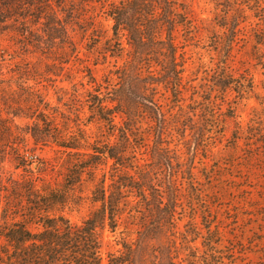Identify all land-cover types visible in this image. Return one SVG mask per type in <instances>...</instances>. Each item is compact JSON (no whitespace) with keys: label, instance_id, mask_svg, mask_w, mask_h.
<instances>
[{"label":"rangeland","instance_id":"374dc122","mask_svg":"<svg viewBox=\"0 0 264 264\" xmlns=\"http://www.w3.org/2000/svg\"><path fill=\"white\" fill-rule=\"evenodd\" d=\"M120 1L124 0H65V7L75 9L67 27L77 53L67 45L60 48L59 38L48 41L39 26L24 28L13 20L1 22L0 111L7 115L21 103L26 105L23 101L33 90L37 98L50 104L49 111L58 123L66 122L75 133L79 123L90 136L89 142L108 141L107 129L96 123L85 126V113L78 122V111L71 104L75 90H91L87 69L103 83L109 76L116 79L115 66L125 63L126 56H111L105 44L113 24L106 12L110 3ZM179 1L187 9L188 22L175 33L177 57L184 71L179 102L164 84L156 85V98L168 115L175 116L164 145L182 164L176 167L180 170L176 176L181 187L179 206L175 227L168 224L163 235L154 234L146 242L148 251L136 264H167L165 258L155 256L157 247L170 245L175 260H184L183 264L192 261L193 252L203 259L195 264H264V0ZM59 57L69 59L63 68L54 60ZM220 75L232 77L236 85L244 84V95L235 85L226 91L214 88ZM15 122L24 127L33 121L15 118ZM141 125L147 145L137 149L138 164L152 170L154 134L148 129L155 122L144 118ZM22 147L28 155L35 154L36 159L30 160L35 161L31 165L34 176L57 187L66 171L65 155L55 145L37 147L32 139ZM45 164L40 173L38 167ZM110 164L101 168L109 173ZM0 167L4 177L13 174L18 178L23 173L15 169L9 153ZM102 173L98 171V178ZM92 188V183L84 182L73 192L72 202L63 212L71 222L82 223L98 208L91 199ZM137 200L130 197L133 205ZM132 204L124 207L115 233L108 227L103 232L105 262L108 252L121 248L118 241H135L137 231L150 222L151 213Z\"/></svg>","mask_w":264,"mask_h":264},{"label":"trees","instance_id":"16d2710c","mask_svg":"<svg viewBox=\"0 0 264 264\" xmlns=\"http://www.w3.org/2000/svg\"><path fill=\"white\" fill-rule=\"evenodd\" d=\"M64 2L0 0V23L13 20L24 28L39 26L48 41L54 43L59 38L60 48L67 45L72 53H77L67 27L75 9L65 7ZM109 6L106 15L113 24L112 36L105 42L106 50L113 57L127 58L123 66H115L116 79L109 76L103 83L87 69L91 90H75L71 104L78 111V122L81 114H87L84 125L96 123L106 128L108 141L89 142L90 136L79 123L77 133L66 122L58 123L49 111L50 104L40 96L37 98L38 93L33 90L22 100L26 105L21 103L7 115L0 111V163L9 153L15 169L23 171L18 178L13 174L4 177L0 167V264H136L148 251L147 241L154 234L163 235L168 224L175 227L181 189L176 179L180 170L176 167L182 164L164 145L175 116L168 115L156 98V85L164 84L179 102L184 71L177 57L175 33L180 25L188 24L187 9L179 0H124ZM30 34L34 35L32 31ZM54 60H59L62 68L69 62L63 57ZM238 84L232 77L220 75L214 88L226 91L235 85L243 96L245 85ZM81 86L84 88L85 84ZM23 108L26 112L21 111ZM15 118H29L33 122L22 127ZM144 118L155 122L148 129L154 134L152 170L138 164L137 149L147 145L141 125ZM111 137L116 141H110ZM262 138L264 142V135ZM28 139L37 147L55 145L65 155L66 171L57 187L34 176L31 165L35 161L30 160L36 159L35 154L32 151L28 155L22 147ZM109 162L110 171L106 173L101 167ZM46 166L38 167L40 173ZM98 171H103L100 178ZM84 182L93 184L91 199L99 206L76 224L63 212L72 202L73 192ZM130 197L138 199L134 205ZM130 203L148 210L150 222L144 223V230L137 231L135 241H118L121 248L108 252L105 262L103 232L106 227L113 233L117 231L124 207ZM172 247H157L159 254L155 257L165 258L167 264H183L184 260H175ZM193 253L188 264L203 261Z\"/></svg>","mask_w":264,"mask_h":264}]
</instances>
